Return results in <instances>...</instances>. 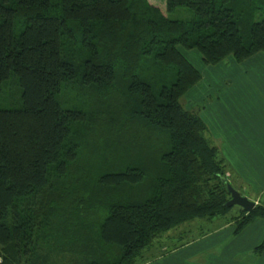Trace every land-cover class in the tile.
Returning <instances> with one entry per match:
<instances>
[{"label":"trees","instance_id":"16d2710c","mask_svg":"<svg viewBox=\"0 0 264 264\" xmlns=\"http://www.w3.org/2000/svg\"><path fill=\"white\" fill-rule=\"evenodd\" d=\"M181 48L264 53V0H0V264H146L207 235L169 249L176 229L264 221L227 206Z\"/></svg>","mask_w":264,"mask_h":264},{"label":"crops","instance_id":"0c3cea01","mask_svg":"<svg viewBox=\"0 0 264 264\" xmlns=\"http://www.w3.org/2000/svg\"><path fill=\"white\" fill-rule=\"evenodd\" d=\"M198 54L202 57L194 50L184 53L194 66L191 58L199 59L202 66L195 67L199 71L205 68V73L185 94L183 106L193 111L203 102L200 116L230 167L229 182L255 205L264 203V53L242 63L228 57L215 66L204 64ZM238 212L236 209L232 214ZM205 223L212 225L207 235L146 264H264V251L254 252L264 238L263 220H254L238 233H234L230 216ZM190 230L171 231L174 233L163 245L169 249L182 245L190 240L182 237Z\"/></svg>","mask_w":264,"mask_h":264},{"label":"rangeland","instance_id":"374dc122","mask_svg":"<svg viewBox=\"0 0 264 264\" xmlns=\"http://www.w3.org/2000/svg\"><path fill=\"white\" fill-rule=\"evenodd\" d=\"M159 1V0H158ZM160 1H163V0H160ZM171 19H174V20H183V21H190V20H192L194 17H195V14H194V12L191 10V9H188V8H178V9H176L174 12H172V13H170L169 15H168ZM181 50L184 52V53H187L188 52V50H186V49H184V48H181ZM194 51H196L197 53H199V51L197 50V49H195ZM199 55V54H198ZM200 56V55H199ZM201 57V56H200ZM191 58V57H190ZM202 58V57H201ZM191 60H192V62L195 64V66L196 67H200V66H202L201 65V62H199V59H196V61H194L192 58H191ZM203 61V60H202ZM242 63V62H241ZM205 68H201L200 69V71L202 72V75H204V73H205V70H204ZM207 78V77H206ZM207 83V82H206ZM182 104L184 105V106H186V104L183 102V100H182ZM205 104V103H204ZM203 107H204V105H203V102H201V103H199V105H197V107H196V109H194L193 111H196V112H198V114H202V111H203ZM221 156L222 157H224L223 156V154H221ZM224 159H225V157H224ZM225 162H226V164H227V167H228V173L230 172V167L228 166V163H227V161L225 160ZM230 183H231V180H230ZM231 185H232V187H234L236 190H238L236 187H235V185L234 184H232L231 183ZM243 194V193H242ZM241 195V194H240ZM242 196V195H241ZM246 198V197H245ZM236 209H239V207H234V209H233V211H235ZM191 227V226H190ZM203 227V228H202ZM202 227L201 228H190L191 230L188 232V233H186V234H183L182 235V237L184 238V239H191L192 237H194L196 234H198V233H200V232H203V231H207V230H209L211 227H212V225L210 224V225H208V226H206V225H202ZM203 230V231H202ZM172 233H174V232H171V233H168V235L170 236ZM166 237V235L164 236V238Z\"/></svg>","mask_w":264,"mask_h":264},{"label":"water","instance_id":"95a60500","mask_svg":"<svg viewBox=\"0 0 264 264\" xmlns=\"http://www.w3.org/2000/svg\"><path fill=\"white\" fill-rule=\"evenodd\" d=\"M228 191L230 194V200L227 203L228 207H239L247 213L254 209L255 204L241 196L230 184L228 185Z\"/></svg>","mask_w":264,"mask_h":264}]
</instances>
